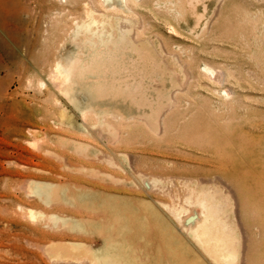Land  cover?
Masks as SVG:
<instances>
[{
    "label": "rangeland",
    "instance_id": "374dc122",
    "mask_svg": "<svg viewBox=\"0 0 264 264\" xmlns=\"http://www.w3.org/2000/svg\"><path fill=\"white\" fill-rule=\"evenodd\" d=\"M82 2L0 0V264H214L166 208L201 189L264 264V0H128L141 88L72 101L48 79Z\"/></svg>",
    "mask_w": 264,
    "mask_h": 264
},
{
    "label": "bare ground",
    "instance_id": "6f19581e",
    "mask_svg": "<svg viewBox=\"0 0 264 264\" xmlns=\"http://www.w3.org/2000/svg\"><path fill=\"white\" fill-rule=\"evenodd\" d=\"M127 3L128 0H97L96 2L83 0L84 9L81 20L73 25L71 33V40L74 43L81 40L80 50L64 60H56L50 79H48L50 84L56 86L60 93H64L72 101H74L73 88L80 85L88 76L96 78V83L90 85L93 87L94 91L91 94L94 97L106 91L109 94H120L133 100V95L141 88V83L136 81L141 70L137 66V61L131 59L126 52L128 50L137 52L139 49L131 36L132 23L128 19L108 13L123 9ZM9 9L13 11L14 19L21 18V9L17 4ZM112 19L115 21L114 24H112ZM206 71L217 79L215 69L206 66ZM37 72L41 73L40 70ZM131 78L133 83L129 81ZM34 134L37 135L36 132ZM185 202L199 206L201 215H196V217H192L195 214L187 215L188 209L185 206H166L181 223V232H185L195 240L214 264H235L237 234L228 221L227 209L221 198L207 189H201L192 190ZM30 213L33 217V211ZM52 243L57 245V242ZM64 243H60L62 248L55 245V250L80 251L84 247L81 244ZM50 244L48 248L49 246L55 248L53 244V247ZM67 251L66 254H68ZM85 251L93 254L89 248ZM85 251L79 253H86ZM69 253L71 254V251Z\"/></svg>",
    "mask_w": 264,
    "mask_h": 264
},
{
    "label": "water",
    "instance_id": "95a60500",
    "mask_svg": "<svg viewBox=\"0 0 264 264\" xmlns=\"http://www.w3.org/2000/svg\"><path fill=\"white\" fill-rule=\"evenodd\" d=\"M190 219H191V218H190ZM190 219H189V220H190ZM189 220H188V221H189Z\"/></svg>",
    "mask_w": 264,
    "mask_h": 264
}]
</instances>
